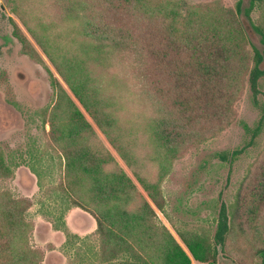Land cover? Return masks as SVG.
<instances>
[{
	"label": "trees",
	"instance_id": "1",
	"mask_svg": "<svg viewBox=\"0 0 264 264\" xmlns=\"http://www.w3.org/2000/svg\"><path fill=\"white\" fill-rule=\"evenodd\" d=\"M11 2L31 37L13 23L23 52L42 63L41 51L67 86L53 76L56 102L43 114L51 126L47 150L62 163L54 189L65 204L61 219L76 207L96 220L89 264H217L220 247L246 235L242 194L213 235L210 227L170 220L164 183L187 141L200 136L193 121L209 119L208 112L197 116L198 106L219 111L229 96L223 52L229 36L221 20L201 9L185 13L180 0ZM255 7L260 18L253 22ZM244 11L264 42V0L241 3L237 14ZM149 20L158 24L155 34L148 33ZM238 26L250 44L240 19ZM249 72L253 83L262 73L258 66ZM13 178L0 147V181L7 182L0 192V264H43L29 216L34 202L13 194ZM253 202L249 212L257 214L264 208V173ZM252 251L264 257V242Z\"/></svg>",
	"mask_w": 264,
	"mask_h": 264
},
{
	"label": "rangeland",
	"instance_id": "2",
	"mask_svg": "<svg viewBox=\"0 0 264 264\" xmlns=\"http://www.w3.org/2000/svg\"><path fill=\"white\" fill-rule=\"evenodd\" d=\"M180 1L185 13L189 9L213 13L228 29L229 39L223 52L232 85L229 84V96L219 111L212 104L202 109L198 106L201 112L197 116L208 112L209 119L193 121L200 136L187 141L164 183L167 215L176 226H207L215 235L220 221L225 216L229 219L230 206L241 193L246 235L220 247L217 264H264V257L252 254V246L264 242V208H259L257 214L249 212L264 173V42L250 20L251 17L255 22L260 13L255 7L250 17L245 11L237 14L241 3L247 8L253 0ZM12 7L11 0H0V147L14 170V178L8 184L15 196L34 202L29 216L35 224L34 244L45 251L43 264H89L94 257L90 245L95 243L92 236L97 223L92 215L76 207L61 219L65 204L60 191L54 189L63 176L62 163L53 149L47 150L52 143L51 126L43 114L51 112L56 102L53 76L67 86L41 51L42 63L24 54L13 35V23L31 37ZM239 19L250 44L241 33ZM261 21L264 23V15ZM149 23L152 26L148 33L155 34L158 24L152 20ZM255 66L262 73H256L253 83L249 71ZM22 83L35 88L32 95L37 99L26 93L27 85ZM4 104L17 110L14 121L8 123L4 118ZM151 110L150 106L149 114ZM42 117L47 124L43 125ZM99 135L105 141L100 132ZM203 138L206 139L200 141ZM6 185L0 181V192ZM158 214L179 239L170 220L160 211Z\"/></svg>",
	"mask_w": 264,
	"mask_h": 264
},
{
	"label": "flooded vegetation",
	"instance_id": "3",
	"mask_svg": "<svg viewBox=\"0 0 264 264\" xmlns=\"http://www.w3.org/2000/svg\"><path fill=\"white\" fill-rule=\"evenodd\" d=\"M15 37V36H14ZM16 38V37H15ZM17 39V38H16ZM18 40V39H17ZM19 41V40H18ZM20 42V41H19ZM21 43V42H20ZM22 45V44H21ZM22 50H23V47H22ZM25 54V53H24ZM25 55H27V54H25ZM28 57H30L29 55H27ZM31 58V57H30ZM31 59H33V58H31ZM34 60V59H33ZM36 62H38V61H36ZM38 63H40V62H38ZM22 85L23 86H26L28 89H27V91L28 92H26L27 94H29L30 96H32L33 97V99L35 100V98L37 99V97H35L34 95H32L34 92H33V89L35 90V88L33 87V86H28V84L27 83H22ZM53 86V85H52ZM35 97V98H34ZM3 107H5L6 109L3 111L4 112V115H5V119L6 120H8V123H9V121H14V119H16V117H17V110L14 108V107H11V106H9V104H4V106ZM48 107H46V108H44V109H47ZM16 115V116H15ZM42 123H43V125H45V124H47V123H45V121H44V118L42 117ZM14 124V123H13ZM13 127V126H12ZM8 128H11V125L8 127ZM7 128V129H8Z\"/></svg>",
	"mask_w": 264,
	"mask_h": 264
},
{
	"label": "crops",
	"instance_id": "4",
	"mask_svg": "<svg viewBox=\"0 0 264 264\" xmlns=\"http://www.w3.org/2000/svg\"><path fill=\"white\" fill-rule=\"evenodd\" d=\"M94 218V217H93ZM96 222V220H94Z\"/></svg>",
	"mask_w": 264,
	"mask_h": 264
}]
</instances>
